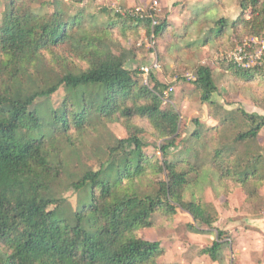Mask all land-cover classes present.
<instances>
[{
  "label": "trees",
  "instance_id": "obj_1",
  "mask_svg": "<svg viewBox=\"0 0 264 264\" xmlns=\"http://www.w3.org/2000/svg\"><path fill=\"white\" fill-rule=\"evenodd\" d=\"M237 5L239 14L215 20L203 45L226 53L249 38L264 41V0ZM110 7L0 0V264H162L165 248L143 233L157 213L182 209L197 225L191 230L205 233L218 221L204 199L208 188L264 205V115L225 109L213 99L212 68L198 65L193 83L215 124L194 118V130L181 137L179 112L158 94L168 86L153 71L147 85L142 65L127 67L151 54L137 45L151 18ZM169 24L157 19V39ZM226 68L264 106V65L229 61ZM60 87L77 98L38 107ZM148 136L160 141V154L146 150ZM69 192L77 194L74 208ZM227 236L219 230L201 253L221 260Z\"/></svg>",
  "mask_w": 264,
  "mask_h": 264
},
{
  "label": "rangeland",
  "instance_id": "obj_2",
  "mask_svg": "<svg viewBox=\"0 0 264 264\" xmlns=\"http://www.w3.org/2000/svg\"><path fill=\"white\" fill-rule=\"evenodd\" d=\"M150 1L89 0V5L92 9L107 4L113 8L145 9L150 5ZM156 13L157 19L166 20L170 24L166 36L156 41L162 68L155 71V75L166 86L174 87L169 103L181 116V137H186L194 130V118L208 125L215 124V120L209 114V106L200 101L199 90L193 83L198 65H207L212 68L218 85V92L214 93L213 99L221 103L225 109L242 107L249 112L264 115V106L256 105L249 93L238 89L233 76L226 68L229 61L234 62L240 46L225 53L214 43L203 45L205 39L209 38L208 30L214 26L215 20L222 16L233 19L239 14L237 0H158ZM251 40L252 38H249L246 42ZM255 41L252 42L255 47L248 59L251 66L263 58L262 40ZM189 45L192 47L187 48ZM248 47L251 48V45ZM241 57L244 60L245 53H242ZM152 61L153 55L147 54L138 60L130 61L127 67L135 69ZM68 95L74 100L78 92L72 89L67 91L64 87H60L53 95L38 100L42 102L38 107L57 108ZM110 129L117 137L126 136L124 127L119 123L110 124ZM145 139L146 150L149 153H159L160 141L149 136ZM181 148L180 142L177 147L171 148L170 159L175 158ZM262 195L264 197V188ZM66 197L72 207H76L77 194L69 192ZM204 199L218 212V221L211 231L193 232L191 225L197 226L193 217L188 212L178 209L173 215L165 212L157 213L156 226L143 232L148 240H159L165 248L166 254L160 262L162 264L171 262L194 264L195 259L198 258L201 260L200 264L210 262L212 264H264V205L260 203L256 206L246 203L243 201V196L238 193L230 195L228 199L222 196L216 197L209 188L205 191ZM85 200L88 201V197H85ZM219 230L228 235L226 239L230 240V244L223 247L221 252L223 258L214 262L209 254L201 253V249L213 244L218 238Z\"/></svg>",
  "mask_w": 264,
  "mask_h": 264
},
{
  "label": "built area",
  "instance_id": "obj_3",
  "mask_svg": "<svg viewBox=\"0 0 264 264\" xmlns=\"http://www.w3.org/2000/svg\"><path fill=\"white\" fill-rule=\"evenodd\" d=\"M69 1V0H65ZM119 9V8H116ZM157 9H158V0H151L150 5L148 8H136L134 10H131L130 15L133 17H143V16H149L151 18V31L149 33H144L140 41L138 42V46L146 45L148 48L151 49V54L153 55V61L150 64L142 65L141 70L143 72V77H144V82L147 85H150L149 78H150V73L153 71H159L162 68V63L160 61L159 55H158V50H157V36L155 32V27L157 25ZM256 39H252L249 42L245 43V46L248 49L252 50H247L246 47L241 46L237 49V53L234 57V62L241 65V66H251L249 63L248 59H250V53L253 52V47L251 43L256 42ZM251 45V48L248 46ZM261 47L263 49V58L260 60L256 61V64L264 65V41H261ZM245 53L246 58L242 60L241 54ZM174 90L173 86L168 87L165 89L162 93H158L159 96L162 98L164 103H169L170 102V96Z\"/></svg>",
  "mask_w": 264,
  "mask_h": 264
},
{
  "label": "crops",
  "instance_id": "obj_4",
  "mask_svg": "<svg viewBox=\"0 0 264 264\" xmlns=\"http://www.w3.org/2000/svg\"><path fill=\"white\" fill-rule=\"evenodd\" d=\"M166 254V253H165ZM200 259H198V258H196L195 259V261H194V264H200ZM182 264V263H181ZM191 264H193V263H191ZM202 264H206V263H202ZM208 264H212L211 262L210 263H208Z\"/></svg>",
  "mask_w": 264,
  "mask_h": 264
}]
</instances>
